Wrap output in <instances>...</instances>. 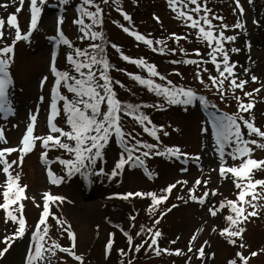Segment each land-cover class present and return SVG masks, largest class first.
<instances>
[{"label": "snow or ice", "instance_id": "snow-or-ice-1", "mask_svg": "<svg viewBox=\"0 0 264 264\" xmlns=\"http://www.w3.org/2000/svg\"><path fill=\"white\" fill-rule=\"evenodd\" d=\"M15 3L16 0H13ZM25 0H19L22 7ZM69 0H61L62 4H67ZM251 3V0H249ZM46 0H30V23L26 32H22L18 13L21 7H17L16 12L9 15L7 25L15 28V37L11 44H5L0 47V114L15 115V107L10 89L14 85V78L10 72L11 65L14 63L15 45L20 40H29L32 33L38 28V22L41 18L43 5ZM110 0H80L76 12L78 16L73 23L78 26L77 39L79 41H89L85 47L76 45L63 32L60 25L63 24L64 17L58 19L57 34L50 37L55 42L56 48L61 45L66 46L70 51L66 52V62L70 69H61L58 66V52L53 51L50 59V72L53 76V85L50 90V104L48 115L46 117V134L37 135L35 128L38 121L39 108L29 114V123L26 125V131L22 135L20 143L16 146L0 147V173L4 174L5 180L0 187L3 188L2 202L0 209L6 213V222L10 219L17 223L18 227L10 234L5 235L3 243L5 247L0 249V258H2L10 249L16 238L23 237L26 232L30 233L31 243L26 253L25 264H51V258L56 250L69 254L75 261L84 264V256L77 254L76 234L72 226L62 221L61 218L50 211V204L63 202L65 197L59 194H52L45 191L42 195V206L40 202L36 203L41 207V215L34 226H27L24 215L25 205L23 200L26 197V184H21V174L13 166L20 167L25 156L32 152L39 145L42 149L41 160L48 165L47 176L52 185H60L65 178H72L79 174L84 180L92 182L94 177L106 176L111 180L119 176L125 166L129 168L140 167L144 169L149 179L154 177V173L149 171L146 166L145 158L150 156H167L169 159H183L185 163L189 160H195L199 163V154H191L183 151L179 145H164L161 140V134L168 136L169 132L165 125H156L150 115L143 109H165L167 106H183L187 111L190 106L199 104L205 110L207 115L203 118L200 131L205 135H210L214 141V155L219 158L218 174L223 179L232 180L236 189L235 198L223 197L215 200L219 194L218 189L208 188L209 180L197 178L191 187L187 180H176L169 183L165 188L156 191H136L122 194L123 199L130 197H150L151 203L147 207L149 216L153 219L151 226L140 225L139 231L135 237H141L142 243H135L134 236L124 231V236L128 242L129 251L139 252L145 244L152 248L157 255L161 252L185 255V251L179 248H161L158 239L162 236V231L157 227L165 211H158L162 202L168 199L173 189L177 185L185 186L187 199L181 195L177 200L187 204L189 201L198 202L207 208L210 217H222L224 226L213 225L212 233H217L223 237L230 245L237 246L240 249L235 252L234 258L227 261V264H249L250 257H255L257 252L252 251L245 255L244 249L247 245L244 242L243 233L246 231L243 226L251 217L259 215L264 210V178H256V173L264 174V157L254 156L257 150L264 152V126H257L255 117L252 114L256 103V95L262 89L260 87L245 90L249 83L248 79L240 78L237 72L238 61L231 60V53H238L240 48L235 46L227 47L228 44H234L238 38V33L226 34V30L244 29L245 22L237 20L231 26L224 22L222 16L216 15L213 10L207 6V0H167V5L186 28L194 30V36L202 45L208 49L203 55L201 48L192 50L197 58H182L181 60H172L173 64H186L195 66L193 80L198 81L203 89L215 93L216 97L227 103L234 101L236 111L228 112L219 108L208 96L198 92L196 88L178 84L157 70L155 63L149 62L145 57H131L122 50V46L108 40L103 31L104 8L102 5H109ZM118 0H111L112 5H116ZM236 10L242 17L244 8L240 0H235ZM194 6V7H192ZM116 10L122 14L123 20L132 25V16L122 7ZM159 22V17H155ZM219 21L220 23H214ZM117 23L123 32L132 36L135 41L142 42L152 51L160 54L184 53L188 57V50L179 47H170L167 39H173L177 44L188 36H181L177 33H171L165 39L150 38V34H143L134 26H126L118 21ZM254 23H257L254 21ZM5 20L0 18V38L4 36ZM110 45L112 49L119 54L120 58L136 65L138 68L146 70L147 76L138 73L127 72L126 74L138 82L139 85L147 88L159 99L153 104L132 103L122 100L118 97L115 85L125 87L120 80L114 79L110 72L117 69L107 55V48ZM250 46V45H249ZM214 66L213 69L207 67L208 64ZM243 73L248 74L249 69L243 68ZM175 75L183 78V74L178 69H173ZM159 78L160 82L156 79ZM48 77L42 78L41 87L47 82ZM251 82H256V75L250 76ZM61 89H66L65 94ZM239 90V94H238ZM131 91V89H129ZM247 98V99H245ZM41 96L40 100L43 101ZM62 102V104H61ZM63 115V126L57 120ZM131 117L133 121L142 127L143 133H147L155 142H148L137 138L132 131L126 130L125 119ZM170 127V125L168 126ZM175 131H180L175 128ZM115 141L120 145L121 151L119 158L115 160L110 172L105 171V167L97 168L98 161L106 163L105 149L110 142ZM0 141L8 143L4 129L0 128ZM49 150H63L67 156L58 155L54 159L48 158ZM18 153V159L9 160L12 153ZM232 163L229 164L228 160ZM58 162L63 167L64 175H58L53 168V164ZM181 171H188L182 168ZM203 184L202 194H197V190ZM35 201V198L32 197ZM12 206H15L13 208ZM172 207H176L175 204ZM225 209L227 212L225 213ZM171 209H166L170 211ZM52 216L57 225H59L61 235L67 233L70 246H62L57 239L49 235L50 225L48 217ZM135 220V217H132ZM207 221H205V224ZM67 224V227H65ZM123 231V230H122ZM203 231L200 227L191 236L186 249L187 253L193 255L187 256V264H191L193 256L202 261L206 260V246H210L209 241L205 240L199 248L193 252L195 241L198 234ZM149 239H143L144 235ZM113 234L106 242V253L113 247ZM180 237L172 240L175 244ZM264 251V249H261ZM121 255L128 256L129 252L119 249ZM214 257L215 253H211ZM127 264H132L129 259Z\"/></svg>", "mask_w": 264, "mask_h": 264}, {"label": "rangeland", "instance_id": "rangeland-1", "mask_svg": "<svg viewBox=\"0 0 264 264\" xmlns=\"http://www.w3.org/2000/svg\"><path fill=\"white\" fill-rule=\"evenodd\" d=\"M79 3L80 0H69L67 4H62L61 0H46L38 28L32 33L29 40H20L15 45L14 63L10 68L14 78V85L10 91L15 115L9 114L5 119L4 114H0V128L4 129L8 141L7 144L0 141V147L16 146L20 143L22 135L26 131V125L30 122L29 114L37 108H39V115L35 133L37 135L47 133L48 129L45 126L48 115V109H46L47 91L52 84L49 79L53 77L52 74L49 75L51 52H58L57 62L61 69L71 70L66 62V52L70 50L63 45L57 49L55 42L50 37L57 34L58 19L63 16V24L60 27L66 36L80 47H85L89 43L87 40L79 41L77 39L78 26L73 23V20L78 16L76 7ZM240 3L244 8L242 17L236 10L235 0H207V6L216 15L222 16L228 25L231 26L237 20L245 22L244 29H232L230 27L226 30V34H239L234 44L226 46H235L241 49L238 53L230 54L231 60L239 62L237 72L240 74V78L249 80L245 90L251 91L264 84V76H258L248 68L249 64L255 61L254 56L250 54V50L253 48V46L250 48L252 45L250 41L260 35L264 36V0H251V3L249 0H240ZM17 7H21L19 0H16L15 3L13 0H0V18L5 20L4 36L0 38V47L11 44L15 37V28H10L6 21L9 15L16 12ZM102 7L104 8L103 31L105 36L108 40L121 45L125 54L135 58L145 57L149 62L157 65L158 71L174 82L196 88L198 92L208 96L222 110L236 111L234 101L230 100L227 103L220 101L214 91L209 92L203 89L198 81L193 80L195 66L171 63L174 59L197 58L192 51L196 48H201L202 55L208 49L194 36V30L186 28L175 18V14L167 5V0H118L116 5H112L110 0L109 5H102ZM117 7H122L132 16V25H128V22L123 20L122 14L116 10ZM157 16L159 22L155 18ZM18 21L22 32H26L30 23V0H25L21 11L18 13ZM113 21H118L126 26H134L141 33L150 34V38L153 39H167L171 33H177L181 36L187 35L188 39H182L179 44L173 39H167V43L170 47L187 49L188 57L179 51L176 53L166 52L165 54L154 52L144 43L135 41L132 36L123 32L119 25ZM214 23L220 22L214 21ZM244 49H247V57L243 59V62L247 63V67L243 66L240 61V55ZM253 50L260 52V50H256V45ZM107 55L117 69L126 70L124 72L113 69L110 72L114 79L122 81L125 85V87L115 85L120 99L144 104H153L159 99L146 87L139 85L126 74L132 72L147 76L146 70L123 61L110 45L107 48ZM207 67L209 69L214 68L210 63ZM243 68H248L249 73H243ZM173 69H178L183 74V78L175 75ZM253 74L258 77L256 82L250 80V76ZM45 76H48L47 82L41 87L39 80ZM154 79L160 82L159 78ZM254 95H256V103L252 114L255 117L256 125L264 126V89ZM41 96L44 97L42 102ZM143 110L150 115L156 125L166 126L169 135L163 136L161 134L164 145H179L183 151L199 154V163L195 160H189L185 163L183 159H180L182 160L180 162L174 158L169 159L167 156H150L145 160L149 171L155 174L152 179L143 176L144 169L140 167L129 168L125 166L123 172L111 180L107 179L106 176H99L94 177L92 182H88L77 174L72 178L66 177L57 186L52 185L49 181L47 176L48 165H45L41 160L42 149L38 142L34 150L25 156L20 167L13 166L21 174V184L28 186L26 189L28 199L23 200L28 214L27 226L31 227L37 223V219L41 215V207H37L36 203L40 202L42 206V195L45 191H49L52 194L65 197L62 203L50 204V211L72 226V230L76 234L75 251L84 256V264H127L129 259L132 260V264H187V256L193 255L186 252L188 242L200 227H203V231L198 234L193 252L205 240H208L210 246H206L205 249L208 255L204 261L193 256L191 264H227L229 259L234 258L235 252L240 250L238 245H230L223 237L211 232L213 225L224 226L221 216L210 217L207 208L198 202L189 201L185 204L183 201L177 200V197L181 195L187 199L183 185H177L168 199L159 206L158 211H165V215L157 227L162 231V236L158 239L160 247L162 249L179 248L185 251V255H177L175 252H161L160 255H157L152 248H148L147 244L139 252L129 251L127 239L121 232V228L134 236L135 243H142V238L135 237V233L139 231L140 225L151 226L153 223V219L147 211L151 198L130 197L125 200L122 194L129 191H156L159 193L160 189L176 180H187L189 183L186 187H191L197 178L202 181L209 180L207 187L218 189L219 194L215 197L217 201L223 197L234 199L236 192L232 180L217 177L215 173L219 166V158L214 155V141L211 136L209 135V139L212 147L209 148L205 146L206 135L200 131L202 120L207 115L202 106L199 104L190 106L187 111L184 110L183 106H167L165 109L144 108ZM63 119L64 117L61 115L57 120L61 126H63ZM124 122L126 130L132 131L137 138L155 142L147 133H143L142 127L131 117L126 118ZM169 125L170 127H168ZM175 128H179L180 131H175ZM119 153L120 150L113 139L105 149L106 163L98 161L97 168L103 166L106 172H110L115 160L119 158ZM58 155L67 156L63 150H49L48 158L54 159ZM254 156L264 157V152L257 150ZM8 158L9 160L18 159V153L14 152ZM175 161L180 164H176ZM228 163H232L230 158ZM51 167L58 175H64L63 167L58 162ZM182 168H187L188 171H181ZM256 178H264V174L257 172ZM4 180V174L0 173V184ZM203 188L202 184L197 190L198 195L202 194ZM2 191L3 188L0 187V193ZM114 193L116 195L113 196L112 200L106 199L107 195ZM32 197L35 198V201L31 199ZM0 202H2V195H0ZM173 204L176 207L173 208ZM12 207L15 208V206ZM169 208L171 210L166 211ZM224 211L226 213L227 209ZM132 217H135V220ZM205 221H207L206 224ZM48 224L50 225V237L57 239V242L62 246H70L71 241L67 233L61 235L59 225L51 215L48 217ZM243 226L246 229L243 233L244 242L247 245L243 250L245 255L252 251L257 252L255 257H250L249 264H264V251H261L264 249V210H261L259 215L251 217ZM17 227L18 224L10 219L6 222V213L0 209V249L5 247L4 236L12 234ZM110 234H113L111 237L114 241L113 247L106 253V242L110 238ZM177 237L180 239L172 244L171 241L176 240ZM143 239H149V237L145 234ZM30 243L29 232H26L23 237L16 238L9 251L0 258V264H25ZM119 249L128 251V256L121 255ZM211 253H215V256L212 257ZM51 264H80V262L75 261L67 253L56 250L55 255L51 258Z\"/></svg>", "mask_w": 264, "mask_h": 264}, {"label": "bare ground", "instance_id": "bare-ground-1", "mask_svg": "<svg viewBox=\"0 0 264 264\" xmlns=\"http://www.w3.org/2000/svg\"><path fill=\"white\" fill-rule=\"evenodd\" d=\"M250 42L252 44L250 48L252 46L254 48V46L256 45V50L258 49L260 50V52H255L253 48L252 50H250V54L254 56L253 58L255 59V61L253 63H250L248 68H250V70H252V72L255 73L256 75L264 76V69H263L264 68V36L260 35L258 38H253ZM246 57H247V49H244L243 53L240 55V61L241 63H243V66L247 67V63L245 64L243 62V59H246ZM205 146H208L209 148L212 147V144L209 139V135H206ZM218 168L219 166L217 167L215 172L217 174V177H219Z\"/></svg>", "mask_w": 264, "mask_h": 264}]
</instances>
